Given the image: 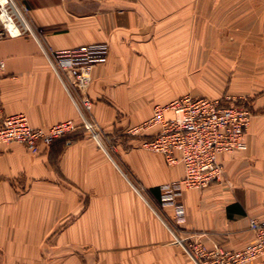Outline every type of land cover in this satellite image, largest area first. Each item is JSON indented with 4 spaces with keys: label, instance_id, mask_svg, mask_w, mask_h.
Wrapping results in <instances>:
<instances>
[{
    "label": "crops",
    "instance_id": "obj_1",
    "mask_svg": "<svg viewBox=\"0 0 264 264\" xmlns=\"http://www.w3.org/2000/svg\"><path fill=\"white\" fill-rule=\"evenodd\" d=\"M22 2L43 36L0 40L4 116L79 125L49 49L106 45L85 94L105 133L121 138L111 157L83 130L51 147L0 148V264H196L176 240L231 252L251 244L250 223H264V0ZM187 95L229 97L254 117L245 151L220 157L224 182L178 199V224L160 197L185 178L183 165L141 148L158 128L126 133Z\"/></svg>",
    "mask_w": 264,
    "mask_h": 264
},
{
    "label": "built area",
    "instance_id": "obj_2",
    "mask_svg": "<svg viewBox=\"0 0 264 264\" xmlns=\"http://www.w3.org/2000/svg\"><path fill=\"white\" fill-rule=\"evenodd\" d=\"M28 8L22 0H0V40L30 37L39 40L41 30L33 27L28 17ZM52 66L63 80L77 109L80 124L66 121L48 128H33L25 115L5 117L0 96V148L4 145L19 144L34 149L51 147L62 138L74 135L80 130L105 151L107 137L105 130L92 116V101L85 94L92 83L93 68L105 63L108 57L106 45L53 51ZM5 69L0 62V71ZM67 78L69 83H66ZM79 92L75 95L73 90ZM168 115H172L168 118ZM250 108L232 98H195L184 96L168 105H157L150 120L131 129L130 135H140L158 128L142 148L162 155L170 166L183 165L185 178L178 183L161 189L160 201L163 206L175 208L176 222H185L186 210L177 201L188 191H204L225 179L220 157L245 151L246 136L253 120ZM141 136V135H140ZM113 152L115 148L111 147ZM254 241L239 251H226L216 244L210 248L201 242L184 243L176 240L184 253L196 264H264V223L252 221L249 227Z\"/></svg>",
    "mask_w": 264,
    "mask_h": 264
},
{
    "label": "rangeland",
    "instance_id": "obj_3",
    "mask_svg": "<svg viewBox=\"0 0 264 264\" xmlns=\"http://www.w3.org/2000/svg\"><path fill=\"white\" fill-rule=\"evenodd\" d=\"M241 35V34H240ZM238 35V39L240 40L241 36ZM245 39V38H244ZM128 137H139L140 135H143L144 133H141L140 135H130L128 132L126 133ZM107 135V134H106ZM119 138H121V136L119 135H107V137L104 138V143H105V146L106 148H109L108 151L111 152L110 154H112L111 156H114V154L116 152H113V150L111 149V147H114L117 146V142L119 140ZM142 148V146H141ZM152 153V152H151ZM116 157V156H115ZM114 158V157H113ZM127 172V171H125ZM128 175V173H126ZM223 183V182H222ZM195 242H198V241H195Z\"/></svg>",
    "mask_w": 264,
    "mask_h": 264
}]
</instances>
